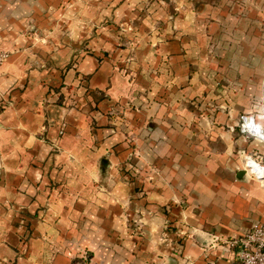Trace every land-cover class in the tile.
Returning <instances> with one entry per match:
<instances>
[{
	"label": "crops",
	"instance_id": "crops-1",
	"mask_svg": "<svg viewBox=\"0 0 264 264\" xmlns=\"http://www.w3.org/2000/svg\"><path fill=\"white\" fill-rule=\"evenodd\" d=\"M167 1L0 0V53H12L0 66V264H73L82 250L91 264L177 257L130 238L131 208L156 212V240L168 219L191 232L184 264H240L225 242L264 221V184L239 178L242 155L264 163V145L237 132L243 114L264 128V0L199 3V15H233L249 33L243 54L218 63L234 81L219 90L217 72H198L196 9L186 0L171 20ZM142 8L134 47L103 54L115 49L114 24ZM28 32L43 37L34 45ZM83 44L96 53L76 61ZM195 95L220 110L198 118ZM129 161L138 181L151 178L141 201Z\"/></svg>",
	"mask_w": 264,
	"mask_h": 264
},
{
	"label": "rangeland",
	"instance_id": "rangeland-1",
	"mask_svg": "<svg viewBox=\"0 0 264 264\" xmlns=\"http://www.w3.org/2000/svg\"><path fill=\"white\" fill-rule=\"evenodd\" d=\"M201 0H188V3L192 4L195 14L197 17L194 18V26L191 28L190 34H193V39L196 40V42L200 43V46L194 45V54L195 58L198 59V72L200 74L207 73V69L211 71H215L220 75V77H215L213 81L210 83L212 84V88L215 90L221 89V87L226 86V89H233L234 81L228 79L224 74H221L218 72V63H223L226 60L235 58V55L239 54L246 49L243 45H241L239 48V42L238 40L242 39L243 35L248 36L249 33H239L235 30L234 26V16H225L223 13L220 14H213L210 16H201L197 12V9H201V4H199ZM66 5L69 3H72V1H66ZM186 0H168L167 2H164V5L167 7L168 13H170V19L173 20V18L180 15L182 12H184V9L186 7ZM199 4V5H197ZM65 5V6H66ZM216 5V4H215ZM144 10L139 12L137 16V20L129 19L125 23H111L110 21H100L99 25H104L105 22L108 25L114 24L116 28H118L119 37L114 43L115 49L109 50L108 52H103V54L110 55L112 52L120 51V49L133 46V38H139L140 34L136 33V24L137 27L140 26L141 20L143 18ZM64 23L67 18L61 19ZM189 22V21H188ZM105 24V25H106ZM28 37L33 38V44L37 45L39 43L38 36L42 38L43 36L41 34H32L31 32H28L26 34ZM37 35V36H36ZM89 40V39H86ZM88 44H86L87 46ZM85 44H83L82 48L80 49V53L77 56L76 61H79L81 57H84V55H92L94 56V53H96L92 48H87ZM33 47V46H32ZM6 53V52H5ZM119 53V52H117ZM9 56L12 55L11 52H7ZM124 68V67H123ZM224 69V66L221 67ZM223 76V78H222ZM191 102L193 103V106L197 112L198 118H205L207 115L211 116V113H216L220 110V106L217 104H209L206 101L203 100V97L201 95H195L193 98H191ZM210 114H207V113ZM120 118L123 117V115L120 113ZM240 119V118H239ZM120 126V125H119ZM237 132H239V129H237ZM135 154V153H134ZM130 166H125L127 169L129 168L130 172L125 171L124 175H130L132 174V178H130L129 183L135 184L133 188H135V192H133V200L134 201H141L144 197L147 196V187L143 184H145L144 179H151L150 176H148L149 172H146L147 177H143L141 181H138V179L142 176L140 175L142 172L136 171V166L132 164V162H127ZM125 170V169H124ZM123 173V172H122ZM152 174V172H151ZM250 180V177H248ZM255 182H258L256 180H253ZM139 182V183H138ZM148 182V181H147ZM260 183V182H259ZM150 204H147L146 206H149ZM179 205V204H178ZM181 206H184L183 204ZM132 209V208H131ZM125 209V227L128 232V235L131 236L130 238L133 240H136L137 244H150L151 247H158L159 245L163 246L165 249L173 250V254H177L175 256L171 257H165L166 264H179L177 260L181 261L180 264H184L185 262V250L186 246L188 244V240L192 239L190 233L191 232H185L186 229L182 228L180 226H176L175 222L170 221L169 219L165 222H163V225L161 227L160 233L161 234V240L155 239L152 237L153 234H159L158 226L154 224V220L157 217L156 212H153L151 210L146 209L147 212L140 213L139 211L135 209L132 210ZM132 212H135L133 214ZM168 212V210H165V214ZM185 225V223H182ZM183 225V226H184ZM186 226V225H185ZM125 230V231H126ZM150 230V234L148 233ZM195 231L192 230V235L194 236L195 243L203 246H207V244H204L202 234H195ZM207 239V238H206ZM207 241V240H206ZM171 250V251H172ZM164 259V258H163ZM93 261V255L88 250H82L79 254V256L75 257L73 259V264H91Z\"/></svg>",
	"mask_w": 264,
	"mask_h": 264
},
{
	"label": "built area",
	"instance_id": "built-area-1",
	"mask_svg": "<svg viewBox=\"0 0 264 264\" xmlns=\"http://www.w3.org/2000/svg\"><path fill=\"white\" fill-rule=\"evenodd\" d=\"M7 53H0V66L8 59ZM239 133L247 139L264 145V128L253 114H243L239 119ZM243 169L247 177L264 184V163L250 153L243 155ZM236 250L240 264H264V221L253 226L245 234L225 242ZM78 264V263H76Z\"/></svg>",
	"mask_w": 264,
	"mask_h": 264
},
{
	"label": "water",
	"instance_id": "water-1",
	"mask_svg": "<svg viewBox=\"0 0 264 264\" xmlns=\"http://www.w3.org/2000/svg\"><path fill=\"white\" fill-rule=\"evenodd\" d=\"M246 176H247V173H246L245 170H243V171L240 173L239 178H240V179H243V178H245Z\"/></svg>",
	"mask_w": 264,
	"mask_h": 264
}]
</instances>
